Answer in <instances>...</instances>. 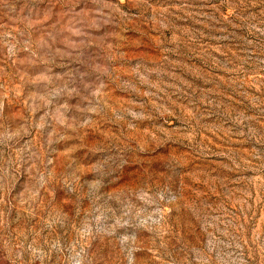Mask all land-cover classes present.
<instances>
[{
	"label": "rangeland",
	"instance_id": "obj_1",
	"mask_svg": "<svg viewBox=\"0 0 264 264\" xmlns=\"http://www.w3.org/2000/svg\"><path fill=\"white\" fill-rule=\"evenodd\" d=\"M0 264H264V0H0Z\"/></svg>",
	"mask_w": 264,
	"mask_h": 264
}]
</instances>
